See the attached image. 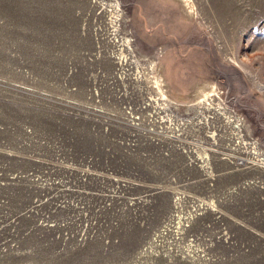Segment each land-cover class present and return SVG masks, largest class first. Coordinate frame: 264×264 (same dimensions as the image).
I'll return each mask as SVG.
<instances>
[{
  "label": "rangeland",
  "instance_id": "1",
  "mask_svg": "<svg viewBox=\"0 0 264 264\" xmlns=\"http://www.w3.org/2000/svg\"><path fill=\"white\" fill-rule=\"evenodd\" d=\"M0 264H264V0H0Z\"/></svg>",
  "mask_w": 264,
  "mask_h": 264
},
{
  "label": "bare ground",
  "instance_id": "2",
  "mask_svg": "<svg viewBox=\"0 0 264 264\" xmlns=\"http://www.w3.org/2000/svg\"><path fill=\"white\" fill-rule=\"evenodd\" d=\"M128 39H129V38H128ZM152 63H153V62H152ZM152 65H153V64H151V71H152ZM152 72H153V71H152ZM151 80H152V83H154V84L156 85V86H155V85H154V86L156 87V89L158 90V92L161 93L162 97H164V96H163L162 88L158 86V83H159V82H158V78H157L155 75L152 74V76H151ZM150 83H151V82H150ZM213 92H214V91H213ZM204 94H205V93H204ZM209 98H210V93H209V94L206 93L202 99H198V100H199L198 103H199V102H202V101L209 102V101H210Z\"/></svg>",
  "mask_w": 264,
  "mask_h": 264
},
{
  "label": "built area",
  "instance_id": "3",
  "mask_svg": "<svg viewBox=\"0 0 264 264\" xmlns=\"http://www.w3.org/2000/svg\"><path fill=\"white\" fill-rule=\"evenodd\" d=\"M151 62H153V63H151ZM151 62H150V63L153 64V65H152V71H153V69H155V61H152V60H151ZM148 66H149V64H148ZM149 70H150V69H149ZM153 73H154V72H153ZM135 76H136V77H139L140 75L137 73ZM135 76H134V78H135ZM152 84H154V83H152ZM154 85H155V84H154ZM155 86H156V85H155ZM159 94H160V93H159ZM160 95H161V94H160ZM161 96H162V95H161ZM151 100H152V97L147 96L146 99H144V103H145V104H148V102H151ZM209 107H210V106H209ZM209 107H208V108H209ZM206 109H207V108H206Z\"/></svg>",
  "mask_w": 264,
  "mask_h": 264
}]
</instances>
